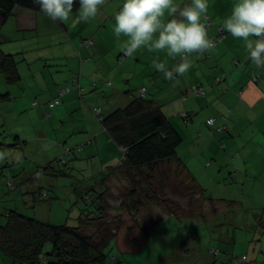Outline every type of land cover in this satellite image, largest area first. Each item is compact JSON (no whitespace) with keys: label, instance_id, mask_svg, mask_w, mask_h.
Segmentation results:
<instances>
[{"label":"crops","instance_id":"0c3cea01","mask_svg":"<svg viewBox=\"0 0 264 264\" xmlns=\"http://www.w3.org/2000/svg\"><path fill=\"white\" fill-rule=\"evenodd\" d=\"M124 2L125 0H108L97 18L88 23L76 22L79 10L72 12L68 22L60 23L67 31L68 38L57 32L56 37L43 43L37 44L32 40L18 43L15 38L14 45H6L12 40L10 37H3L0 48L4 53L13 54L20 60L18 65L20 80L14 85H8L0 73V95H6L0 98V154L3 155V159H0V177L5 178L3 174L14 177L21 172L23 169L20 161L21 159L23 161V158L36 161L30 168L33 169L35 166L43 168L41 165L48 159L53 163L65 150V146L70 150L72 147L77 149L81 147L79 152H72L74 161L70 163L71 167L66 169L77 167L84 173L90 172L86 165H93L96 160L97 164L103 168L114 157H118L121 148L110 141L106 132H101L100 124L94 119L90 109L98 106L99 102L108 103L105 95L107 97L113 95L111 99L113 103L108 106L107 111L126 105L129 99L122 96L118 88L122 78L135 77L137 76L134 75L135 73L141 75V84L147 86L149 94L147 97L154 99V95L157 96V94H163L166 97L165 102L159 106H162L163 112L177 123L174 127L182 137H189L190 141L201 137L199 146L187 147L189 151H192L189 158L194 160L191 163L194 170L200 169L206 160L211 159L210 166L220 171L227 167L228 172H236L237 184H245L251 179V173L264 174V68H257L248 59L243 42L225 31L226 37L222 45L216 46L211 52L190 57L193 67L184 76L173 81L165 79L164 75L152 66L153 60L157 58L159 62L166 61L169 70L178 63V58H169L164 52H149L141 49L120 65L118 60L122 52L119 50V42L113 28L115 15ZM177 2L185 4L190 0H177ZM235 2L236 0H209L208 17L215 21V25L208 30L210 38L217 34L216 25L222 26L223 19L230 15ZM13 13L14 15L7 20L0 15V30H4L5 24L9 22L12 25L13 34L22 29L33 30L36 27V13L22 8H16ZM65 24H68L67 27ZM84 38H93L96 42L86 49L80 44ZM124 39L126 38L120 37V41ZM3 44L4 46H1ZM52 48H57L59 53L50 54ZM108 53L112 55V58H108ZM234 60L239 64H235ZM46 67L52 71H47ZM62 67H65L67 71L65 77L58 76ZM124 67H126L125 70H123ZM217 68L228 73L225 86L215 83V78L219 76ZM109 77L113 79L119 77V83L112 82V86L114 85L111 87L112 90L105 91L103 86L107 81L106 78ZM75 79H79L80 86L83 88L82 97H79L77 90H73L60 97V103L51 108V101L58 96L59 88L73 83ZM200 87L205 90L206 96L202 102L207 112L213 108L209 102L215 99L221 101L220 105L216 106L219 109L217 116L225 111L226 107L231 108L230 119L226 121V126L223 124L231 130V134L211 130L206 126L204 117L199 115L196 119L200 120V127L206 128V131L194 128L197 132L189 136L183 132L180 119L171 114L173 105L170 103L181 99L183 93L188 95L181 103L183 105L187 101L182 108L183 111H193L194 116L197 112L200 113L199 103L194 99L188 101L190 97L195 98L193 92L203 90ZM179 116L181 117L180 114ZM193 117L189 121L194 127ZM251 127L254 129H249ZM90 136L95 137L96 143L89 155L85 153L82 146L87 143ZM106 138L107 141H105ZM219 140H223L224 148H218ZM22 145H25V151L22 150ZM250 148L255 150L250 153L245 152ZM16 162L20 165L3 169L6 165H14ZM47 165L44 173L56 178H58L56 173L64 169L57 163L53 164L51 170L49 169L51 165ZM23 167L26 168V164H23ZM96 171L100 172L101 169ZM32 173L33 170L29 169L22 179L16 180L18 182L15 183V189L11 190L14 191L13 193H7L8 188L6 189L5 186L2 187V192L10 195V200L14 198L21 214L37 217L41 221L48 218L45 221L52 223L51 217L59 218L63 213L55 202L57 208L55 203L50 205L49 214L46 217L49 206L48 202L44 203V201L49 199L50 193L54 197H61L59 190L62 188L54 187L52 189L55 190L52 191L49 189L44 200H40L37 197L39 181L32 177ZM3 180L0 179L1 186L4 184ZM76 202L78 201H74ZM259 217L257 216L258 219ZM260 219L261 222L264 220V214ZM0 264L18 263L0 254Z\"/></svg>","mask_w":264,"mask_h":264},{"label":"trees","instance_id":"16d2710c","mask_svg":"<svg viewBox=\"0 0 264 264\" xmlns=\"http://www.w3.org/2000/svg\"><path fill=\"white\" fill-rule=\"evenodd\" d=\"M16 8L29 10L37 15L36 27L33 30L22 29L18 32L25 41L32 40V42L34 41V43L39 44L46 42V40H52L58 33L68 38L67 31L62 28L61 22L50 20L40 10L39 5L34 3V0H0V15L4 20L14 15L13 12ZM77 10H79L78 0L73 6V12ZM208 24V30H210L213 27L212 25H215V21L208 17ZM67 25L65 24L66 27ZM216 27H218L217 34L211 36V39L215 40L216 46H218L224 43L226 33L222 29V26L216 25ZM47 30L49 37L46 38ZM15 34L12 32L11 38H14ZM84 39L81 40V45ZM127 58L121 53L118 60L120 65ZM233 62L239 64L236 60ZM19 63L20 60L15 55L6 54L0 48V73L4 76L8 85H14L20 80V74L18 72ZM217 69L219 76L215 78V83L220 85L224 84L225 86L228 73L220 71L219 68ZM131 79L122 78L121 85L118 88L121 95L126 91ZM93 84L95 86L96 82L94 81ZM104 84L105 86H110L109 88L112 90L111 82L106 81ZM202 89V91L199 90L200 92L195 94V98L193 99L200 105V115L204 117L206 126L217 132L231 134V130L225 127L226 121L231 116V108L226 107L225 111L220 112L217 116L219 109L216 106H219L221 101L215 99L211 103L209 102V105L213 108L207 112L202 102L206 96L204 88ZM136 91V95L131 94L126 96L129 101L122 107L119 106L110 111L103 109L102 106L91 107L92 110L94 108L97 111L95 113L90 109L92 115L100 124L101 131L106 132L110 141L121 148V154L108 162L100 172L94 174V176L98 175L95 178L96 181H103L105 185L107 183L106 188L94 192L93 196L85 193L80 199L88 203L83 207H78V202H76L77 213H74V210L72 211L66 207L65 203L62 202L64 197L56 196L57 200H55L56 197L49 194V199L44 201V203L47 201V205L49 206L46 210V217H48L50 205L55 202L57 204L60 203L63 207H66L64 209L65 213L60 215L62 217H59L63 220L62 224L46 222V218L41 221L37 217H29L26 214H21L14 198L10 200L2 192V187L4 186L6 189L8 188L7 193L14 190L15 183L18 182L16 180L18 178V180L22 179L25 173L31 169L33 170L32 177L39 181L37 184V197L40 200H44L48 195V190L51 189L52 191L55 190L52 188L57 187L50 180L48 182L43 181L45 176L50 177L49 174L44 173L47 167H34L32 169L30 166L34 165L29 164L27 158H23L24 160L22 161L21 159L20 162L21 164H26V168L22 167L23 170L16 174L17 176L10 177L3 174L5 178L0 177V179H4V184L0 187V205H3V207L0 206V254L18 264H99L107 257L108 254L106 252L113 243L116 246L115 248L122 253L139 251L151 233L149 226L146 227L142 224L136 215L143 200L146 199V201L157 206V208H163V213L167 211L173 214L174 212L169 207L168 200L158 196L152 189L154 180L158 181V177L154 173L162 167H174V176L167 182L177 183L179 188L183 189V192L186 191L185 194H189L190 197L198 195L201 201L204 203L208 202V204L215 201L211 196H208V193L203 188L204 178L200 175L210 172H216V174L222 175L225 171H228L227 167L226 170L223 169L220 171V169L210 166L212 160L208 159L200 166V169L194 170L195 168L191 165L194 160H190L189 158L192 151H189V155L185 156L186 159L178 154V148L184 140L170 122L169 117L163 112L162 106H159L157 100L155 102V99L147 97L149 95L147 86H142ZM218 96L225 99L221 95ZM2 97H6V95H0V98ZM79 97H82V94ZM58 103H60V98L57 96L51 101L50 107L53 108ZM183 114L185 118L182 116V119L187 122L191 120L195 113L193 111H183ZM197 114L199 113L197 112ZM220 120L221 122H219ZM93 140L91 137L90 142ZM200 141L201 137L190 141V143L199 146ZM25 148V145H22L23 151H25ZM221 148H224V144L221 145ZM247 150L245 152L250 153L255 149L250 148V150ZM67 154L69 153L67 152ZM73 161L74 158H71L70 163ZM60 163H64V169L58 171L56 176L63 179L61 187H58L63 188L68 184L67 177L70 175L69 172L72 170L75 172L76 169H73V167L66 169L70 168L71 165L69 163L65 167L67 163L65 164L63 159L60 160ZM53 164H49L51 165L50 170L53 169ZM19 165L20 163L16 162L14 165H6L3 169ZM227 174L233 183H237L236 172H227ZM225 175L222 177V181H225L224 185L227 183ZM116 180L121 182L127 181L128 187L126 191L121 193L124 197L117 208L119 210L117 215H114L116 217H113L110 214L112 205L109 202L114 203V201L109 199V197L110 195L115 197L110 185L114 182H119ZM185 180L187 181L184 184ZM56 181L58 182V180ZM130 183L132 184L131 188H129ZM192 186L195 189H192ZM56 203L55 207L57 208ZM263 214L264 209L258 214L260 216L259 219L257 218V228L262 235H264V220L261 222L260 218ZM93 226H96L93 231H87V229ZM255 253L257 255L252 254L254 258L250 259V261L246 256L239 258V261L242 263H248L249 261L250 264H263L264 260L260 256L264 255V248L261 247L259 251L255 250ZM210 255L214 257L210 264L228 263L226 260L224 262L222 259L218 260L220 251L217 249L211 250Z\"/></svg>","mask_w":264,"mask_h":264},{"label":"rangeland","instance_id":"374dc122","mask_svg":"<svg viewBox=\"0 0 264 264\" xmlns=\"http://www.w3.org/2000/svg\"><path fill=\"white\" fill-rule=\"evenodd\" d=\"M5 25L6 28L0 30V41L3 40L4 36L11 38L12 25L10 22ZM48 34L49 32L47 30L46 38L49 37ZM15 38L18 40V43L25 41L20 33H18L14 35V38H11L12 42L6 45H14ZM1 46H4V44ZM58 53L59 51L57 48L50 49V54L57 55ZM73 53L74 52H72V54ZM77 58L79 59V56ZM108 58H112V55L109 53ZM125 68L126 67H124L123 70H125ZM34 70L36 71V68H34ZM46 70L52 71V69L47 67ZM66 74L67 71L65 67H62L61 73L58 76L65 77ZM136 75L137 76L132 77L130 84L127 86L122 96H129L131 94L136 95V90H139L143 86L141 84V75L138 73ZM106 80L107 82H113V84L114 82L115 84L119 83V77L116 79L109 77L106 78ZM103 87L105 91L110 90V86ZM100 97L101 95L99 98ZM112 97L113 95H109L108 97L105 95V99L108 100V103L99 102L97 105L107 110L108 106L113 103L111 100ZM153 98L157 100L158 104H162L165 102L164 100H166L163 94L154 95ZM191 99L193 98L190 97L188 101ZM181 103H183V100L179 99L172 101L170 104L173 105L171 114L175 116V118L180 119L179 121L181 122L183 132H186L187 135L190 136L191 133L197 132L195 131L196 128L197 130L201 129L202 131H206V128L200 127V120L196 119L200 113L196 114L193 118L194 127L191 121L185 122L179 116L180 112L184 110L182 108L186 105L187 101L183 105ZM94 119L96 120V118ZM169 120L173 126L177 124L173 122L172 118H169ZM249 129L252 130L254 128L251 127ZM91 137H93L94 140L90 143H84L86 146H82V149L84 147L85 153L89 155L92 151V147L95 148L96 143L95 137L90 136V138ZM183 140L182 145L178 148V154L186 159L185 156L189 155V149L187 147L189 145H194L190 143L189 137H183ZM105 141H107V138ZM222 141L223 140L218 141L219 149H221ZM80 149L81 147H79V149L72 147L71 150H69V148L65 146V150L60 153L53 163L59 162V165L63 167L64 163H60V160L63 159L65 164L67 163L65 165L66 167L73 157L72 152L77 153ZM67 151H70L69 154H67ZM119 154H121V152ZM97 162L96 160L93 165H86L88 171H90L87 173L81 172L75 166L76 171L69 172L70 175L67 177L68 184H66L62 190L58 189L61 193V197H64L62 202L65 203L66 207L72 211L74 210V213H77L74 201L78 200L77 206L83 207L88 203L80 199L85 193L93 196L94 192L106 188L107 183L105 185L103 181H96L95 179L98 176H94V173H97L96 170L102 169ZM35 163L36 161H29V164L34 165ZM50 163L52 162L48 159L41 167H45ZM22 167L23 164L21 165V168ZM227 172L228 171H225L226 175L225 173L222 175L216 174V172L199 174L204 178L203 188L208 193V196H211L215 200L213 203L208 204V202L204 203L201 201L198 195L190 197L189 194H185L186 191L183 192V189H180L177 183L167 182L174 176V167H162L158 169L154 173V175L158 177V181L154 180L152 189L158 196L168 200L169 207L174 211H172L173 214L167 211L163 213V208H157V206L149 203L146 199L143 200L136 215L142 224L146 227L149 226L151 233L142 249L137 252L122 253L115 248L116 246L113 243L106 252L108 254L107 257L99 264H210L214 258L210 255V251L215 249L220 251L218 260L222 259L223 262L226 260V262H228L227 264H250V259L254 258L252 254L257 255L255 250L259 251L261 247L264 248V235H262V233L260 234L257 228V216L264 209V183H262L264 181V174L260 173L254 175L251 173V179L245 184H237L231 181ZM224 175L227 180L226 185H224L225 181H222ZM217 176L219 177L218 179ZM49 179L51 182H54L57 187H61L63 183L61 178L52 176H50V178L45 176L43 181L48 182ZM56 180H58V182ZM186 181L187 180L184 181V184ZM127 187V181L114 182L110 185L112 193L115 194V197L113 195L109 197V199L114 201V203L111 201L109 202L112 205V210L110 211L111 216L116 217L114 215H117L119 211L117 208L124 197L121 193L126 191ZM131 187L132 184L130 183L129 188ZM192 189H195V187L192 186ZM13 192L14 191H11V193ZM6 197H10V195L6 194ZM0 206L3 207V205ZM114 206L116 207L114 208ZM66 207H63L60 203L58 204V209H60L62 213H65L64 209ZM153 209H155V211H153ZM28 212L32 213L31 210H28ZM51 219L52 223L62 224L63 222L60 218L51 217ZM95 227L96 226H93L87 229V231H93ZM243 256L248 258V263L239 261V258ZM260 257L264 260V255ZM262 260L259 261L263 262Z\"/></svg>","mask_w":264,"mask_h":264},{"label":"clouds","instance_id":"9594fccd","mask_svg":"<svg viewBox=\"0 0 264 264\" xmlns=\"http://www.w3.org/2000/svg\"><path fill=\"white\" fill-rule=\"evenodd\" d=\"M76 2L77 0H34L50 20L62 23L70 20ZM78 2L79 15L76 22L88 23L97 18L108 0ZM208 11L209 0H190L185 4L177 0H125L115 15L113 32L119 42V50L125 57H132L139 50L146 49L149 52H164L172 59L179 58L178 63L170 70L166 61L159 62L157 58L152 62V66L165 79L173 81L184 76L193 67L190 57L211 52L216 47V41L209 37ZM222 29L242 41L248 59L257 68H264V0H236L230 15L222 21ZM121 36L126 39L120 41ZM95 42L93 38H86L82 45L87 49ZM66 89L68 90L63 92ZM73 90H77L78 95L83 93L79 79L59 88L58 97ZM187 97L183 93L181 99L185 100ZM180 115L182 117L183 112ZM86 142L90 143V139ZM0 159H3L2 154Z\"/></svg>","mask_w":264,"mask_h":264},{"label":"built area","instance_id":"2783aa9c","mask_svg":"<svg viewBox=\"0 0 264 264\" xmlns=\"http://www.w3.org/2000/svg\"><path fill=\"white\" fill-rule=\"evenodd\" d=\"M68 89H66V90H64L63 92H65V91H67ZM142 91H143V89H142ZM197 92H200L199 90H197L195 93L193 92V94L195 95ZM94 111L93 112H95V113H97V111L95 110V109H93Z\"/></svg>","mask_w":264,"mask_h":264}]
</instances>
